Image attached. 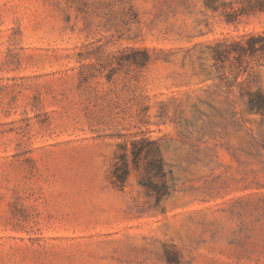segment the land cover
Instances as JSON below:
<instances>
[{
    "label": "rangeland",
    "instance_id": "rangeland-1",
    "mask_svg": "<svg viewBox=\"0 0 264 264\" xmlns=\"http://www.w3.org/2000/svg\"><path fill=\"white\" fill-rule=\"evenodd\" d=\"M259 1L0 0V264H264Z\"/></svg>",
    "mask_w": 264,
    "mask_h": 264
},
{
    "label": "trees",
    "instance_id": "trees-1",
    "mask_svg": "<svg viewBox=\"0 0 264 264\" xmlns=\"http://www.w3.org/2000/svg\"><path fill=\"white\" fill-rule=\"evenodd\" d=\"M206 5L211 8L215 7L213 0H207ZM259 5L260 7H264V0H260ZM208 50L214 70L218 73H222L227 67L233 69L237 65H242L247 58H254L259 54H264V33L248 34L239 41H218L210 45ZM221 79H224V74H221ZM234 82L235 80L230 84L232 85ZM246 104L248 110L259 112L264 117V97L260 94L249 96ZM153 145L154 142L152 141H132L129 151L126 147H120L123 152L117 156L112 171L114 183L118 186H122L128 175L130 162L133 166L137 167V160L141 152L146 149V154H148ZM129 157L131 161H129ZM162 168L163 165L160 159H153L147 163V171L154 170L159 174ZM140 184L147 190L155 193L156 201H158L160 196L164 193L168 194V191L164 190L165 188L163 185L157 187L152 184L149 179L141 181Z\"/></svg>",
    "mask_w": 264,
    "mask_h": 264
}]
</instances>
